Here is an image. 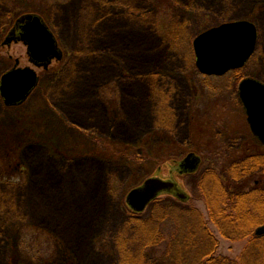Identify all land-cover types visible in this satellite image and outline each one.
I'll return each instance as SVG.
<instances>
[{
  "label": "rangeland",
  "instance_id": "obj_1",
  "mask_svg": "<svg viewBox=\"0 0 264 264\" xmlns=\"http://www.w3.org/2000/svg\"><path fill=\"white\" fill-rule=\"evenodd\" d=\"M28 13L63 54L49 70L35 67L38 85L22 105L0 95V264H119L122 240L139 264H179L166 250L179 221L161 211L174 199L161 195L139 213L125 201L159 167L191 194L215 254L238 260L247 241L226 239L210 221L197 175L168 170L172 153H206L215 125L247 127L236 90L243 76L264 83V0H0V79L34 67L22 41L5 42ZM235 20L252 22L258 39L240 77L201 74L194 38ZM190 253L185 264H201Z\"/></svg>",
  "mask_w": 264,
  "mask_h": 264
},
{
  "label": "water",
  "instance_id": "obj_2",
  "mask_svg": "<svg viewBox=\"0 0 264 264\" xmlns=\"http://www.w3.org/2000/svg\"><path fill=\"white\" fill-rule=\"evenodd\" d=\"M12 41H22L26 45L29 61L34 67L15 66L1 76L0 95L7 106L22 103L36 87L38 74L35 67L47 68L53 59L62 57L54 34L42 17L35 13L24 14L17 19L5 38L7 44ZM256 42L257 29L248 20L229 21L210 27L193 40L195 65L204 75H223L243 67L254 53ZM237 91L249 126L264 145V83L253 77H244ZM174 164L169 169L170 173L189 174L198 169L200 158L190 152ZM165 193L182 202L190 198L174 178L153 175L128 192L126 205L131 211L139 213L153 199ZM255 234H264V224L255 229Z\"/></svg>",
  "mask_w": 264,
  "mask_h": 264
},
{
  "label": "trees",
  "instance_id": "obj_3",
  "mask_svg": "<svg viewBox=\"0 0 264 264\" xmlns=\"http://www.w3.org/2000/svg\"><path fill=\"white\" fill-rule=\"evenodd\" d=\"M183 40V38L181 37ZM240 77L239 69L233 70ZM239 73V74H238ZM208 122L205 121V125ZM201 121L194 119L193 133L200 135ZM264 153V148L257 150ZM256 170L255 172H252ZM252 172V173H250ZM251 174L264 178V155L256 160H205L197 174V185L206 195L209 218L223 237L238 241L250 235L256 225L264 222V190L261 191H228L227 185H238L248 181ZM170 197V196H168ZM173 198V197H171ZM161 205L166 217L178 220L179 228L166 243V250L173 259L185 264L191 251L196 252L190 259L201 264H264V237L249 241L238 260L223 255H216V238L208 231L198 210L189 203L176 201ZM191 199V198H190ZM190 201V200H189ZM123 241V240H122ZM120 245L121 260L119 264H139L141 257H134L125 244ZM125 243V241H124Z\"/></svg>",
  "mask_w": 264,
  "mask_h": 264
},
{
  "label": "flooded vegetation",
  "instance_id": "obj_4",
  "mask_svg": "<svg viewBox=\"0 0 264 264\" xmlns=\"http://www.w3.org/2000/svg\"><path fill=\"white\" fill-rule=\"evenodd\" d=\"M15 22H14V24H15ZM14 24L12 25V27L14 26ZM12 27H11V29H12ZM172 32L178 35L177 30L172 31ZM257 42H258V39H257ZM257 42H256V45H257ZM62 54H63V52H62ZM54 60L59 61V59L58 60L53 59L51 61V63L47 66V68L40 67L39 69H42L44 71L49 70V67L52 66V63ZM56 66H58V65H56ZM53 70H56V68H53ZM228 72H233V70L228 71ZM206 76H215V75H206ZM38 82H39V74H38ZM38 82H37V85H38ZM37 85H36V87H37ZM35 88L33 89V91L35 90ZM32 92H31V94H32ZM31 94H29V96ZM236 95L238 97V91L237 90H236ZM29 96L27 97V99L29 98ZM169 97H170V95L168 94V92H165L164 90L161 91V98L163 99L162 105H161L163 107V111H161V119H164V118L167 119V118L171 117L170 116L171 114L169 115L168 112L165 110L169 106ZM27 99H25L22 103H20L18 105H13V106H20ZM238 100H239V103L242 107V113L244 114L245 124L247 125V127L245 126V127H240V128H235V127L231 128V126H229V122H223L221 127L215 125L213 128H211V133L209 134L211 137V142H209V144H208L206 153H204L203 151H200V149L196 148V147H190V148L183 150L182 152L179 151V152L174 153V154L172 153V155H174L173 156L174 159H172L173 161H180L183 157H185L190 152L195 153L200 158V164H199L198 169L193 173H189V175H197L198 171L200 170V168H201V166L205 160H215V159L247 160L248 159V160L252 161V160H256V157H258L259 155H261V154L264 155V153L257 152L258 148L262 149V148H264V145L261 143L259 138L256 135H254V133L252 132V130L249 126V123L247 121V116H246L244 106H243L242 102L240 101L239 97H238ZM174 114H175V112H174ZM172 119L173 118H171V120ZM171 120H167V123H170ZM164 128H166V127H164ZM163 132H165V131H163ZM163 132L161 133V135L165 137V133H163ZM195 136L198 137L197 132H196ZM199 137L201 138V133H200ZM249 139H251L252 141H250ZM253 142L254 143L256 142V144H253ZM169 156H171V154ZM158 169H159V172L161 173V167H159ZM255 171L256 170H253L252 172H255ZM252 172H250V173H252ZM160 173L157 174L159 177L162 176ZM172 173H175V172L173 171ZM168 174H170L169 170H168ZM196 180H197V177H196ZM227 190L228 191L234 190V191H238V192L261 191V190H264V178H262L258 175H255V174H251V178L248 181L244 182L242 180L240 184L232 185V186L230 184H228ZM188 195H189V197H191V194L189 192H188ZM160 196H161V194L158 197H160ZM170 196H173V195H170ZM158 197H156L155 199H157ZM262 224H264V223H261V224L255 226V228H253L250 235H247V237L241 239V240L246 239V241H247L246 244L244 245L243 249H242V252L245 248H247L249 241L252 240L253 237L254 238H259L262 236L264 237V234H262V235H256L255 234V229ZM242 252H241V254H242ZM226 257H228V256H226Z\"/></svg>",
  "mask_w": 264,
  "mask_h": 264
}]
</instances>
